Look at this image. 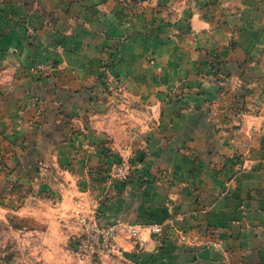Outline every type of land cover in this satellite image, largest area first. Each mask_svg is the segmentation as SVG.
Wrapping results in <instances>:
<instances>
[{
  "label": "crops",
  "instance_id": "1",
  "mask_svg": "<svg viewBox=\"0 0 264 264\" xmlns=\"http://www.w3.org/2000/svg\"><path fill=\"white\" fill-rule=\"evenodd\" d=\"M182 1L11 5L0 128L69 168L101 224L162 225L138 264H264V0H220L212 24Z\"/></svg>",
  "mask_w": 264,
  "mask_h": 264
},
{
  "label": "rangeland",
  "instance_id": "2",
  "mask_svg": "<svg viewBox=\"0 0 264 264\" xmlns=\"http://www.w3.org/2000/svg\"><path fill=\"white\" fill-rule=\"evenodd\" d=\"M30 1L0 0V34L10 15L9 7ZM184 1L202 3L204 18L210 24L221 4L220 0ZM107 65L106 62L104 66ZM55 67L52 63H39L32 71L51 75ZM96 78L100 82L101 75ZM102 78L106 76L103 74ZM260 84L262 89L255 97L258 95L263 104L255 101L254 108L264 105V78ZM33 107L34 117L36 112L41 116L42 107ZM141 110L147 111L143 107ZM31 116L29 124L33 113ZM39 143L37 139L24 138L16 125L11 131L0 128V264H138L130 253L136 242L128 228L119 227L106 245L95 229L112 223L99 222L95 207L88 204L92 194H85L87 186L65 179L71 177L69 168L60 170L55 160L36 153ZM120 163L131 167L130 157Z\"/></svg>",
  "mask_w": 264,
  "mask_h": 264
},
{
  "label": "built area",
  "instance_id": "3",
  "mask_svg": "<svg viewBox=\"0 0 264 264\" xmlns=\"http://www.w3.org/2000/svg\"><path fill=\"white\" fill-rule=\"evenodd\" d=\"M130 173V168L127 164H120L118 165L113 172V176L115 178H127V176ZM119 227H127L129 232L132 233V236H134L135 242L137 246L141 249H143L146 245V239H145V232L148 229L151 233H161L163 231V226L158 223H153L149 225L148 227H144L139 222H117L113 223L112 225H108L105 227H98L95 230L99 232L101 236H103L105 244H109V241L111 237L114 235V233L117 232V229Z\"/></svg>",
  "mask_w": 264,
  "mask_h": 264
}]
</instances>
